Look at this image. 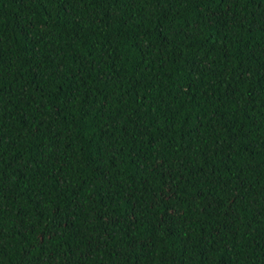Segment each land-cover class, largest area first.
I'll use <instances>...</instances> for the list:
<instances>
[{
    "label": "trees",
    "instance_id": "trees-1",
    "mask_svg": "<svg viewBox=\"0 0 264 264\" xmlns=\"http://www.w3.org/2000/svg\"><path fill=\"white\" fill-rule=\"evenodd\" d=\"M0 264H264V0H0Z\"/></svg>",
    "mask_w": 264,
    "mask_h": 264
}]
</instances>
